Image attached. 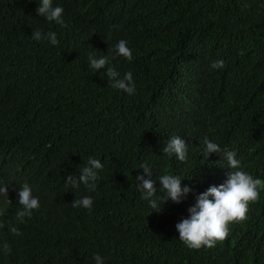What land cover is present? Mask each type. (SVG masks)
Instances as JSON below:
<instances>
[{"label":"trees","instance_id":"obj_1","mask_svg":"<svg viewBox=\"0 0 264 264\" xmlns=\"http://www.w3.org/2000/svg\"><path fill=\"white\" fill-rule=\"evenodd\" d=\"M53 5L64 9L66 27L39 16V0H0V187H8L0 264H95L96 253L104 264H264V189L213 248L189 249L175 228L196 195L227 178L222 153L204 154L205 139L264 180V0ZM35 30L55 32L60 43L31 39ZM121 39L131 61L115 54ZM103 55L120 78L132 72L135 95L111 86L107 66L90 68L89 57ZM220 59L224 68L212 69ZM175 135L189 146L183 163L162 152ZM89 157L104 165L95 190L66 185ZM141 163L157 195L165 174L192 191L152 211L136 189ZM24 183L40 206L18 223ZM84 196L91 210L71 206Z\"/></svg>","mask_w":264,"mask_h":264},{"label":"clouds","instance_id":"obj_2","mask_svg":"<svg viewBox=\"0 0 264 264\" xmlns=\"http://www.w3.org/2000/svg\"><path fill=\"white\" fill-rule=\"evenodd\" d=\"M39 16L54 21L61 27H66L63 19L64 9L61 6H54L53 0H39V6L36 9ZM119 27V26H114ZM31 39L35 41L47 40L52 45H58L60 41L57 34L53 31L42 32L40 30L32 31ZM126 40H119L115 45V54L122 56L128 61L133 59L132 50L127 46ZM114 58V57H113ZM109 56L103 55L100 58L89 57V66L94 71L107 66V77L111 86L123 90L129 95L136 94V84L131 71L126 72L123 78L115 67L109 66ZM225 61L216 60L211 64L212 69H223ZM204 154L208 157L210 153H222L227 162L229 171L226 173L227 178L219 185H210L204 192L195 197V203L187 211L189 215L176 223L175 228L179 233V239L189 249H200L201 247L213 248L217 242L224 241L230 232L229 224L232 222H243L247 219L249 204L259 199L260 190L264 189V180L254 178L246 172L241 164V160L236 158L233 150H222L221 147L208 139L204 141ZM189 146L179 135L172 136L162 152L171 157L175 155L181 163L188 158ZM101 160L89 157L85 166L80 169L79 176L73 174L67 175L66 185L72 188H79L83 184L89 191H94L100 179L99 172L103 170ZM143 169V174H138L136 189L141 193V198L148 201L152 211L161 212L163 206L169 201L180 203L192 189L185 185L181 186V177L178 175L165 174L159 178V187L162 195H157V180L152 178V170L146 163L139 165ZM18 204L22 206L16 212V221L25 223V217H31L33 210L40 206L39 199L33 196V190L28 183H24L18 189ZM0 195L8 197V187H0ZM211 197V199H209ZM73 208L83 207L91 210L93 199L91 196H84L74 199L71 202ZM151 211V212H152ZM6 209H0V216H3ZM4 224L0 223V228ZM9 231L14 236L22 235V232L15 225H9ZM5 254L11 251L10 245L5 242L3 245ZM95 264H104V258L98 253L94 254Z\"/></svg>","mask_w":264,"mask_h":264}]
</instances>
